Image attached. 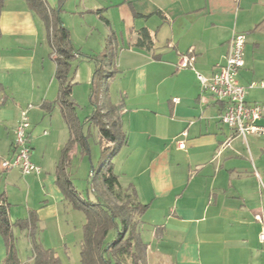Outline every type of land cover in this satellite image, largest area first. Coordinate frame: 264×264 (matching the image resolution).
I'll return each mask as SVG.
<instances>
[{
	"label": "crops",
	"instance_id": "1",
	"mask_svg": "<svg viewBox=\"0 0 264 264\" xmlns=\"http://www.w3.org/2000/svg\"><path fill=\"white\" fill-rule=\"evenodd\" d=\"M101 2L80 0L74 11L104 28L99 49L69 33L77 54L114 48L109 98L113 86L127 138L113 169L148 204L140 230L147 243L145 264H264L259 241L264 160L242 154L243 141L251 147L246 136L220 120L223 102L201 91L193 69L178 67L190 53L195 70L210 76L224 63L231 35L240 32L246 40L237 80L247 85L264 79V0ZM141 28L152 35L151 49L135 45ZM0 33V84L6 94L0 106V193L9 203L10 221L35 210L39 227L48 221L61 226L72 207L55 183V167L69 132L58 105L49 112L42 107L57 99L59 87L46 30L24 0H5ZM263 101L264 88L247 90L248 104ZM28 104L31 160L41 170L22 174L16 167L2 168L1 160L12 156L14 127ZM257 123L264 126V119ZM222 124L231 131L225 133ZM4 256L0 236V264Z\"/></svg>",
	"mask_w": 264,
	"mask_h": 264
},
{
	"label": "trees",
	"instance_id": "2",
	"mask_svg": "<svg viewBox=\"0 0 264 264\" xmlns=\"http://www.w3.org/2000/svg\"><path fill=\"white\" fill-rule=\"evenodd\" d=\"M4 1L0 0V13ZM24 1L30 11L44 24L46 40L55 64L54 76L59 86L57 99L44 103L42 107L49 112L58 105L69 132L68 141L61 148L56 163L55 183L63 194V200L84 215L79 243V263L145 264L147 243L142 239L140 230L141 216L148 204L139 201L133 184L122 185L113 169L112 160L126 143L127 138L119 118L120 106L113 104L109 98V85L116 71L114 48L107 45L98 54H78L94 61L91 102L95 108L92 115L85 120L92 121L98 127L102 150L107 154L100 167L91 171L89 187L93 199L88 195L84 198L74 188L70 173L66 171L70 154L76 148L78 153L88 155L89 159L91 156L84 134L85 122L77 114L76 103L72 98L73 84L68 80L71 62L78 55L71 42L69 31L61 24L59 18L64 0H58L55 5H49L47 0ZM110 39L108 37V42ZM152 44L150 31L147 28L139 29L135 41L136 47L151 49ZM105 66L110 70L106 71ZM101 77L105 79L98 98V82ZM5 100L6 94L0 84V106ZM8 206L4 194L0 193V236L5 246L2 264H63L55 249L40 243L37 236L39 220L35 210H30L26 217L10 221ZM15 229L27 231L32 256L24 262L18 255Z\"/></svg>",
	"mask_w": 264,
	"mask_h": 264
},
{
	"label": "rangeland",
	"instance_id": "3",
	"mask_svg": "<svg viewBox=\"0 0 264 264\" xmlns=\"http://www.w3.org/2000/svg\"><path fill=\"white\" fill-rule=\"evenodd\" d=\"M86 1L95 5L100 3L102 0ZM79 2L80 0L63 1L62 11L59 12L61 24L68 31L71 30L73 32L75 40H79L80 43H89L91 44V47H94V49H99L97 43H99L101 36L104 37V28L96 26L95 24H90L88 21V18H90L89 15L82 17L80 11H76L77 13H74L75 8L81 7ZM86 31L93 34V36L87 40L84 36V32ZM93 44L98 47L95 48ZM77 50L78 49L76 48V51ZM94 67V61L85 58L83 55H78L72 60L70 69L68 71V80H70L73 84L72 94L74 93V96L72 95V98L76 103V111L82 121L85 122L84 134L90 147L91 159H89L88 155H84L81 152L78 153L76 148V150L70 154V160L66 171L70 173L72 184L74 188L81 194V196L86 198L88 195L91 197V199H93V193L89 187L91 171L92 169H98L102 160L107 157V154L102 150V143L98 127L92 121L88 122L85 120L86 117H90L92 115L95 108L90 100L92 89L91 78ZM105 69L106 71L110 70L108 66H105ZM89 71H91V74ZM104 77H101L98 82V98H100L101 95L100 93L105 79ZM110 101L112 103H116L118 101L116 100L113 86L110 89ZM221 126L224 128L225 133L231 131L226 125L222 124ZM246 137L247 143L251 147V150L250 148L248 150L246 143L243 141V146L241 149L242 154L246 157L251 155L253 156L254 154V158L255 155H258V157H262L264 160V134L251 133L247 134ZM244 149H247L245 153L243 151ZM120 181L121 183H124L125 179L121 178ZM83 222V213L77 209L69 207V216L67 217V222H64L61 226L52 221H48L46 225H41L37 233L38 239L43 246L55 249L63 264H80L79 243L82 237ZM14 232L17 237L16 247L19 258L23 262L27 261L32 256L27 231L15 229Z\"/></svg>",
	"mask_w": 264,
	"mask_h": 264
},
{
	"label": "built area",
	"instance_id": "4",
	"mask_svg": "<svg viewBox=\"0 0 264 264\" xmlns=\"http://www.w3.org/2000/svg\"><path fill=\"white\" fill-rule=\"evenodd\" d=\"M246 36L244 33L234 32L229 40V50L224 63L218 65V69L210 76H205L196 71L193 66L194 56L190 53L183 54L179 60V68H191L194 70L200 83L201 91L210 92L217 100L223 102L224 107L220 113V120L233 128L236 133L264 134V126L258 124L264 119V101L248 104L246 93L251 88H264V79L251 81L242 85L237 80L238 70L243 66V50ZM32 104L20 110L18 121L14 127L12 143L13 154L10 158L1 160V167L9 169L16 167L22 174L39 173L40 167L31 160V146L28 141L29 110ZM185 132L183 135L185 136ZM180 147H184L183 140L177 141ZM255 219L263 221L261 214H256ZM259 241L264 251V226L259 232Z\"/></svg>",
	"mask_w": 264,
	"mask_h": 264
}]
</instances>
